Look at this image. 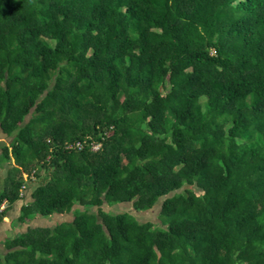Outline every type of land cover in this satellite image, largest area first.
I'll list each match as a JSON object with an SVG mask.
<instances>
[{
	"label": "trees",
	"instance_id": "trees-1",
	"mask_svg": "<svg viewBox=\"0 0 264 264\" xmlns=\"http://www.w3.org/2000/svg\"><path fill=\"white\" fill-rule=\"evenodd\" d=\"M0 131V222L72 216L0 264H264V0H0Z\"/></svg>",
	"mask_w": 264,
	"mask_h": 264
},
{
	"label": "rangeland",
	"instance_id": "rangeland-1",
	"mask_svg": "<svg viewBox=\"0 0 264 264\" xmlns=\"http://www.w3.org/2000/svg\"><path fill=\"white\" fill-rule=\"evenodd\" d=\"M0 142L2 144H8L10 142V139L2 134V132L0 131ZM13 164V161L11 162ZM5 168H3V172L0 173V186L2 183V180L4 179V175H5V171H6V167L7 165L4 166ZM25 178L27 177L26 175L24 176ZM34 186L36 185L35 182L32 183ZM30 191V190H29ZM25 192V191H24ZM23 192V195L25 194ZM28 192V190L26 191V193ZM31 201V200H28ZM26 202L22 201V204L24 205ZM160 205L161 202H159L153 209L148 210V211H144V212H136L131 203H125V204H119L113 207H107L106 205L103 207V209L107 212H115V213H119V212H130L132 213L139 222L141 223H145V222H158V215L160 212ZM15 206H13L14 208ZM4 209L10 210L11 215L9 214V217L7 219H4V224L2 225L3 229L7 232V233H16V232H21V231H25L27 228V226H22V224L20 225L18 220L16 219V217L20 214V208H17L15 210H11V208L7 207V205H4ZM93 211H96V209H94ZM22 216V214H21ZM55 216V217H54ZM50 218H40V220L42 222H38L37 219L39 216H36L33 218V220L30 222V227L29 228H34L35 226H39V227H54L57 224L64 222V221H70L72 220V216L71 214H67V215H54ZM36 218V219H35ZM17 220V222H16ZM33 226V227H32Z\"/></svg>",
	"mask_w": 264,
	"mask_h": 264
},
{
	"label": "crops",
	"instance_id": "crops-1",
	"mask_svg": "<svg viewBox=\"0 0 264 264\" xmlns=\"http://www.w3.org/2000/svg\"><path fill=\"white\" fill-rule=\"evenodd\" d=\"M1 172H3V169H0V173ZM2 184V183H1ZM1 187V186H0ZM33 188H34V185L33 184H30L29 186H28V188L26 189V191L28 190V192L26 193V191L24 192L25 194H24V198L21 200V201H18L16 204H14L13 206H15L14 208H13V206H11V207H9V208H11V210H15V209H17V208H20V206H21V209H20V214L16 217V219L18 220V222H19V224L21 225L22 224V226H27L26 228L28 229L29 227H30V222L33 220V219H26L25 221H23V222H21L20 221V217H21V214H22V206H23V204H22V201H24V202H29L28 200H31V196H32V192H33ZM30 190V191H29ZM9 214L11 215V213H10V210H8V214H7V217H5L4 219H7L8 217H9ZM55 217V216H54ZM40 216L38 217V219H37V221L38 222H42L41 220H40ZM36 219V218H35ZM17 220H16V222H17ZM4 224V221H2V222H0V254H5L6 253V249H5V245H4V243H5V241L6 240H8V239H11V238H13V237H15L16 235H18V234H21L22 232H25V231H21V232H16V233H7L4 229H3V227H2V225ZM33 227V226H32ZM35 227H39V226H35Z\"/></svg>",
	"mask_w": 264,
	"mask_h": 264
},
{
	"label": "built area",
	"instance_id": "built-area-1",
	"mask_svg": "<svg viewBox=\"0 0 264 264\" xmlns=\"http://www.w3.org/2000/svg\"><path fill=\"white\" fill-rule=\"evenodd\" d=\"M94 148H96V147H94ZM2 210H4V205L1 206V211H2Z\"/></svg>",
	"mask_w": 264,
	"mask_h": 264
}]
</instances>
